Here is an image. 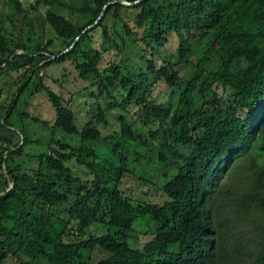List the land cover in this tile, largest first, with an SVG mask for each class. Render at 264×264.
I'll return each mask as SVG.
<instances>
[{"label": "trees", "instance_id": "obj_1", "mask_svg": "<svg viewBox=\"0 0 264 264\" xmlns=\"http://www.w3.org/2000/svg\"><path fill=\"white\" fill-rule=\"evenodd\" d=\"M113 1L34 0L25 8L7 0L10 11L0 16V79L17 86L10 103L0 106V264H230L232 244L222 245L226 231L220 230L226 222L213 224L208 201L221 168L251 146L264 151V0ZM45 24L54 38L45 40ZM94 33L118 54L136 44L152 83L170 88L171 96L176 91V105L157 104L121 64L101 68L104 51L91 47ZM170 38L174 59L162 61L157 54ZM67 61L107 101L81 129L38 74L41 63ZM115 90L122 92L118 98ZM26 91L44 93L54 109L52 129L61 136L41 142L11 129L8 121ZM107 112L119 113L118 132L97 149ZM149 124L156 129L148 135L142 127ZM64 135L77 137L79 145ZM30 146L44 149L30 154ZM24 158L23 166L17 160ZM143 161L154 163L150 172L135 174ZM71 167L84 169L86 178ZM129 176L145 183L147 176L159 178L164 200L126 196L121 186ZM253 192L242 206L263 213L255 264H264L261 180ZM142 219L150 225L148 239L132 247L131 233ZM92 224L104 231L88 232Z\"/></svg>", "mask_w": 264, "mask_h": 264}, {"label": "rangeland", "instance_id": "obj_2", "mask_svg": "<svg viewBox=\"0 0 264 264\" xmlns=\"http://www.w3.org/2000/svg\"><path fill=\"white\" fill-rule=\"evenodd\" d=\"M19 1L25 8H28L29 4L34 2V0ZM9 11L10 6L7 0H0V16L8 14ZM44 12L45 9L43 7L39 8L41 15H44ZM63 14L68 17L66 12H63ZM4 28L7 32H12L15 35V31H13L9 23H5ZM43 30L45 32V40L54 38V33L50 31L46 24L43 25ZM91 47H100L104 51L101 68L110 61L121 64L123 68L129 70L137 78L135 80L139 86L146 89L149 88L151 96L157 104L164 105L171 101L172 107L176 105L178 95L176 91L171 96L170 88L165 85L152 83L153 76L147 71L143 53L136 44L128 46L122 53L118 54L111 45L103 42L99 33H94ZM175 50V39L170 38L168 45L158 52V58L162 61L173 60ZM40 65L42 67L39 69L38 74L43 84L59 94L63 104L74 112L78 129L86 125L92 118V113L97 111L98 106L103 110L105 109L107 101L104 97H99L94 81H81L72 62L67 61L63 64H54L46 67H43V63ZM185 73L186 76L192 74L191 71ZM16 90L17 86H14L11 81L0 79V106L10 103L11 96ZM92 92L94 95H92ZM217 92L225 97L228 94L221 88ZM120 93H122L120 90L114 91V95L117 98ZM193 102L195 104L199 103V99L195 95H193ZM24 114L46 121L49 127L33 123ZM105 115L108 124L99 126L102 140L100 143L93 144L97 149L104 148L110 137L118 132L117 117L119 113L107 112ZM54 116V109L43 92L31 93L26 91L16 104L15 111L8 122L12 125V130L16 132L23 131L24 135L29 139L47 142L54 135L61 136L60 133L52 129ZM131 119L134 120L130 114L129 120ZM137 123L141 126L140 122L137 121ZM154 129L156 127L153 124L142 127L143 132L148 135ZM64 137L66 141H69L73 136L64 135ZM19 139H22L20 135ZM70 143L78 146L79 140L77 137H73ZM43 149V147L39 146H30L25 151L30 154H37L42 152ZM17 162H25L23 166L28 164L25 158L17 160ZM141 165V167L135 168V174L138 175L143 170L150 172L149 167L154 165V163L147 164V162L143 161ZM70 169H72L73 175L78 174L83 179L86 178L84 172H82L84 169L80 167L76 169L71 167ZM146 178L149 180L148 183L138 182L130 176L125 178L121 186L122 192L126 196L139 201L161 203L164 200V196L159 189V178L156 176L152 178L147 176ZM260 180L264 184V151H256L252 146L244 154L239 155L231 163L221 168L219 175L215 177L208 205L213 211V224L226 222V225L220 230L226 231V234L222 237V245L229 246V244H232L229 250L231 254L230 264H255V259L261 251V238L258 228L261 226L263 213L250 205L245 207L246 203L242 206L243 196L253 194ZM149 226L145 219L139 220L134 225V231L131 233L133 237L132 247H139L148 239L145 232ZM103 231L102 227L96 224H92L88 228V232L96 235H100ZM99 255L100 253H97L95 258H98ZM44 263L45 261L41 259L36 264Z\"/></svg>", "mask_w": 264, "mask_h": 264}, {"label": "water", "instance_id": "obj_3", "mask_svg": "<svg viewBox=\"0 0 264 264\" xmlns=\"http://www.w3.org/2000/svg\"><path fill=\"white\" fill-rule=\"evenodd\" d=\"M139 1H140V0H139ZM139 1H136V2H134V3H128V2L123 1V0H115V1H113V2H114V3H115V2H118V3H120V4H122V5H125V6H130V5H133V4L138 3ZM100 17H101V16H100ZM100 17L98 18V20L100 19ZM95 24H96V23H95ZM91 27H92V26L88 27L87 29H90ZM87 29H86V30H87ZM75 42H76V41H75ZM74 44H75V43H73V45H74ZM73 45H72V46H73ZM72 46H71L69 49H71ZM69 49L63 51L60 55H62V54H64V53L68 52ZM19 53H20V51L14 53L13 56L18 55ZM0 195H2V194H0Z\"/></svg>", "mask_w": 264, "mask_h": 264}]
</instances>
